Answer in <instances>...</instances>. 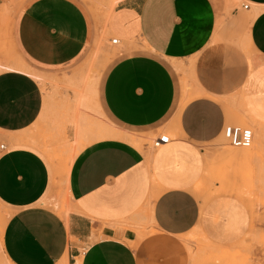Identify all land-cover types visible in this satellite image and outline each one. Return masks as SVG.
Wrapping results in <instances>:
<instances>
[{"label": "crops", "instance_id": "0c3cea01", "mask_svg": "<svg viewBox=\"0 0 264 264\" xmlns=\"http://www.w3.org/2000/svg\"><path fill=\"white\" fill-rule=\"evenodd\" d=\"M117 3L107 31L130 52L101 82L98 95L107 114L136 132L164 134L160 125L179 102L173 60H195L201 95L178 106V137L163 149L139 147L136 135L114 126L121 136L93 140L87 133L62 179L42 148L39 128L50 126L76 140L74 120L93 118V79H68L75 88L55 95L24 64L25 71L1 70L0 202L8 217L0 254L8 264H173L184 234L196 230L229 243L243 232L232 204L222 198L203 203L192 186L199 144L227 126L222 97L248 84L251 104L263 90L264 0ZM93 34V21L77 0H30L13 39L37 70L72 75L95 48ZM63 201L66 214L59 211Z\"/></svg>", "mask_w": 264, "mask_h": 264}, {"label": "rangeland", "instance_id": "374dc122", "mask_svg": "<svg viewBox=\"0 0 264 264\" xmlns=\"http://www.w3.org/2000/svg\"><path fill=\"white\" fill-rule=\"evenodd\" d=\"M29 1L0 0V63L15 65L17 61L21 62L29 67L34 75L40 74L42 76L40 78L43 79L40 81L43 88L47 92H54L55 95L75 88L68 79L77 78L85 82L92 78L93 118L86 117V122L90 123L93 120L95 127L105 123L110 127L120 128L136 135L140 140L139 147L148 144L154 148L152 142L157 137L156 134L136 132L118 124L107 114L98 95L101 82L110 68L119 58L130 52H125L120 43L113 44L112 38L116 36L110 35L107 31L109 9L115 7L121 0H114V2L112 0H77L93 21L95 48L85 53L78 68L72 71V75H68L69 70L59 73L41 72L17 51L13 39L14 26L17 17ZM236 5L240 6V3ZM247 59L250 64V58ZM194 63V59L173 60L170 63L179 79L178 106L182 103L183 108L202 92ZM249 66H252V63ZM20 69L25 71L22 67ZM33 72L28 73L33 74ZM261 86L263 90L253 95L251 104L247 99L249 95L251 96V86L248 84L239 86L232 93L222 97L227 115L226 124L252 128L256 135L254 145L252 142L247 148L236 147L229 142L224 132L200 143L197 149L201 151H199L200 159L197 160V178L192 186V191L201 198L203 203L222 198L232 204L236 214L242 217L243 232L237 240L229 243L211 241L196 230L184 234L178 239L180 245L176 249L179 260L173 264H264V83H261ZM183 108L180 111L176 109L163 121L160 125V133L168 135L171 133V138L178 137L179 117ZM83 117L74 120L76 126ZM64 123L73 125L71 120ZM49 127L39 128L40 139L43 142L42 148L50 158L57 161L56 176L64 178L63 174L66 173L67 164L75 146L74 139L72 140L73 135L63 131L54 132ZM1 143L4 141L0 133ZM165 146L166 144L157 148L163 149ZM60 205L59 211L66 214L64 201ZM7 217L8 210L0 202V233ZM0 264H8L1 254Z\"/></svg>", "mask_w": 264, "mask_h": 264}, {"label": "bare ground", "instance_id": "6f19581e", "mask_svg": "<svg viewBox=\"0 0 264 264\" xmlns=\"http://www.w3.org/2000/svg\"><path fill=\"white\" fill-rule=\"evenodd\" d=\"M113 2H114V0H112ZM115 3H116V1H115ZM117 4V3H116ZM113 9V7L112 8H110L109 9V12H108V15H109V13L111 12V10ZM113 38H117V37H113ZM112 38V39H113ZM112 42V41H111ZM113 43V42H112ZM114 44V43H113ZM21 62H16L15 63V65H13V63H12V65H4V64H1L0 63V71L1 70H5V69H11V68H14L15 70H17V69H20V65L22 64H20ZM30 75H32V74H30ZM33 77H36L37 79H40V76L39 75H32ZM42 79V78H41ZM40 79V80H41ZM42 81V80H41ZM102 114V113H101ZM103 115V114H102ZM86 117H83V119L81 120V123H79L78 124V129H77V132H78V134H77V138H76V140H78V139H80L79 140V143H78V141H77V146H75L74 147V149L72 150L73 152L71 153L72 155H71V157H70V159H69V162L70 161H72L71 159H72V157H73V155H74V153L76 152L77 153V151L80 149V147H82L83 145V137H85L84 139H86V136L88 137V134L91 136V134H92V136H93V140H95V139H100V138H106V137H119V136H121L120 135V132H117L118 131V129H117V131L116 130H114L112 127H110L109 125H107V124H105L104 122H102V123H104V124H102L101 126H93V128H92V130H91V128L90 129H88V130H91V131H87V126H88V124H89V122H86ZM79 119H81L80 117H79ZM99 120V119H98ZM101 121L99 120V123H100ZM93 131V132H92ZM84 133V134H83ZM86 133V134H85ZM88 133V134H87ZM83 136V137H82ZM91 136V137H92ZM126 136V135H125ZM79 137V138H78ZM89 139V138H88ZM172 139V138H171ZM76 140H74V142L76 141ZM132 141V140H131ZM135 141V140H134ZM255 141H256V135H254V139H253V145H254V143H255ZM133 142V141H132ZM75 144V145H76ZM78 144H80L79 146H78ZM164 145V144H163ZM162 146V145H161ZM160 146V147H161ZM250 148H252V146L250 147ZM249 148V149H250ZM250 151V150H249ZM251 152H252V149H251ZM250 154V153H249ZM75 155H77V154H75ZM49 160H50V162H51V164H52V166L54 167V170H55V174H56V169H57V161L55 160V159H53V158H50L49 157ZM69 162H68V164H69ZM68 164H67V168L66 169H68ZM67 172H68V170H66V173L65 174H67ZM65 174H63L64 176H65ZM63 175H61V176H63ZM63 179V178H62ZM232 193V192H231ZM56 206V205H55ZM215 256V255H214ZM63 264H65L64 262H63Z\"/></svg>", "mask_w": 264, "mask_h": 264}, {"label": "built area", "instance_id": "2783aa9c", "mask_svg": "<svg viewBox=\"0 0 264 264\" xmlns=\"http://www.w3.org/2000/svg\"><path fill=\"white\" fill-rule=\"evenodd\" d=\"M244 8H248L249 4H243ZM112 42L114 44H119V38H113ZM224 135L229 140V142L236 147H249L254 139V131L252 128H243L241 126L227 125L224 128ZM171 137L168 134H161L154 138L152 145L154 148L160 147L163 144L171 142ZM4 147V145H2Z\"/></svg>", "mask_w": 264, "mask_h": 264}]
</instances>
